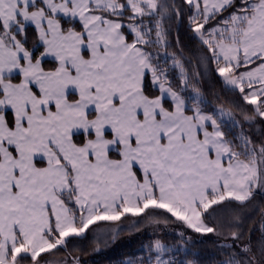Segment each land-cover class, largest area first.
Returning a JSON list of instances; mask_svg holds the SVG:
<instances>
[{"label": "snow or ice", "instance_id": "1", "mask_svg": "<svg viewBox=\"0 0 264 264\" xmlns=\"http://www.w3.org/2000/svg\"><path fill=\"white\" fill-rule=\"evenodd\" d=\"M209 74L231 107L209 109ZM234 110L264 124V0H0V264L142 216L222 239L216 264H264V135ZM143 247L127 264H198Z\"/></svg>", "mask_w": 264, "mask_h": 264}, {"label": "trees", "instance_id": "2", "mask_svg": "<svg viewBox=\"0 0 264 264\" xmlns=\"http://www.w3.org/2000/svg\"><path fill=\"white\" fill-rule=\"evenodd\" d=\"M177 34L184 47L185 56L190 55L192 50L196 47V42L192 38V34L188 32L186 25L178 26L174 23L172 34L174 48L172 50H177L175 48V37ZM198 87L201 88L203 95L209 102V109L219 107L221 104L225 108H229L232 106L231 102L236 99L230 93H226L219 80L214 78L211 74L206 76ZM248 110L250 111V109ZM234 111L236 119L240 121V125H242L244 131L251 136L252 139L259 140L260 137L264 135V124L258 121L250 126L243 120L238 110ZM236 131H239V127H237ZM255 202L257 204L264 203V196L258 195ZM253 215L255 216V214ZM255 218L258 219V216ZM146 220L147 219L142 216L136 218L129 217L128 219H123L121 222H115L116 224H124L125 226L123 227V231L115 236V238L117 237L115 240H113L114 238L111 235L98 234L93 226L92 229L85 233L84 237L72 238L67 251L61 250L59 252H54L52 255L44 254L45 260L55 256H63L67 252L71 255L79 256L84 264H122L124 259L135 260L140 258L139 256L142 257L146 255L140 243L148 245V243L150 244L155 240L149 239V237L146 236L149 228L140 226V222L145 225L147 223ZM134 221H138V223L135 224L137 225V229L143 228L146 232L129 236L128 234L131 232L128 233V231H131V228H127L129 226L128 222L133 224ZM125 223L127 225H125ZM167 225L173 226L175 230H182L178 225L176 226V223H168ZM186 231V234H189L187 236L191 238L187 244H184L180 238L173 236V248L181 246L180 252L176 253L177 257L179 259L197 260L198 264H216V261L221 258L217 245L223 242L222 239L212 233L201 234L194 233L191 230ZM96 245L99 247L97 251H95L97 248Z\"/></svg>", "mask_w": 264, "mask_h": 264}, {"label": "rangeland", "instance_id": "3", "mask_svg": "<svg viewBox=\"0 0 264 264\" xmlns=\"http://www.w3.org/2000/svg\"><path fill=\"white\" fill-rule=\"evenodd\" d=\"M257 131H258V128H257ZM255 132H256V130H255ZM146 222L147 223L145 225H144V223L141 224V222H140V226H142L144 228H149V230L146 233V236H148L149 239H155V240L160 239L162 242H164L170 246H173V243H172L173 242V236H176L179 238V235H178L179 232H181V231L187 232L186 229H184L179 223H176V226L178 225L179 228L182 229L181 231L175 230L173 228V226H168L167 224H164V223L156 224V223L149 222L147 220H146ZM128 224H129V226L127 228H131V231L130 230L128 231V233L131 232L128 234L129 236H132L135 234H141L142 232H146L143 228L137 229V225H135V227H133L132 226L133 224L131 222H128ZM125 225H127V224L125 223ZM170 225H173V224H170ZM122 227H125L124 224L122 225ZM187 235H189V234H186V238L189 237ZM116 238H114L113 240H115ZM188 241H190V240H188ZM140 244H141V246H145V244H142V243H140ZM96 247L97 248L95 251H97L99 249L98 245H96ZM143 249H144V247H143ZM72 257L78 258L79 264H84L82 262L83 260L81 261L79 256L71 255L69 252H67L63 256L52 257V258L48 259L47 261H50L51 264H61V262L64 259H66V258L70 259ZM139 257H141V256H139ZM128 260H130V259H124L122 264H127ZM131 260H133V259H131Z\"/></svg>", "mask_w": 264, "mask_h": 264}]
</instances>
